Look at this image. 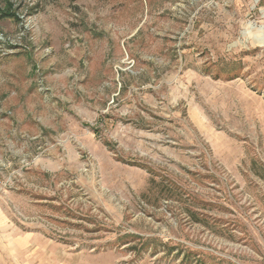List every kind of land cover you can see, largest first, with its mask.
I'll return each instance as SVG.
<instances>
[{
	"label": "rangeland",
	"instance_id": "374dc122",
	"mask_svg": "<svg viewBox=\"0 0 264 264\" xmlns=\"http://www.w3.org/2000/svg\"><path fill=\"white\" fill-rule=\"evenodd\" d=\"M0 264H264V0H0Z\"/></svg>",
	"mask_w": 264,
	"mask_h": 264
},
{
	"label": "built area",
	"instance_id": "2783aa9c",
	"mask_svg": "<svg viewBox=\"0 0 264 264\" xmlns=\"http://www.w3.org/2000/svg\"><path fill=\"white\" fill-rule=\"evenodd\" d=\"M4 40L2 37H0V41Z\"/></svg>",
	"mask_w": 264,
	"mask_h": 264
},
{
	"label": "trees",
	"instance_id": "16d2710c",
	"mask_svg": "<svg viewBox=\"0 0 264 264\" xmlns=\"http://www.w3.org/2000/svg\"><path fill=\"white\" fill-rule=\"evenodd\" d=\"M103 1H108V0H103Z\"/></svg>",
	"mask_w": 264,
	"mask_h": 264
}]
</instances>
